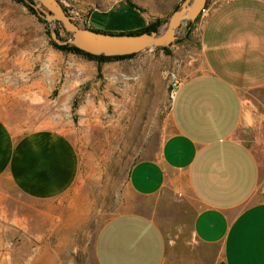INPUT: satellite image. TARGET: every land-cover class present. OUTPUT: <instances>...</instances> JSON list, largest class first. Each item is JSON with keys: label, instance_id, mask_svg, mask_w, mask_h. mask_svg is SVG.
<instances>
[{"label": "rangeland", "instance_id": "1", "mask_svg": "<svg viewBox=\"0 0 264 264\" xmlns=\"http://www.w3.org/2000/svg\"><path fill=\"white\" fill-rule=\"evenodd\" d=\"M80 26L129 34L148 21L163 32L184 0H58ZM206 12L165 49L99 62L52 45L51 30L19 0H0V119L17 137L36 130L63 134L79 160L72 187L56 199L28 197L0 181V264H98L95 244L112 217L146 212L129 173L158 156L172 131V104L182 81L202 69ZM149 211V209H148Z\"/></svg>", "mask_w": 264, "mask_h": 264}, {"label": "crops", "instance_id": "2", "mask_svg": "<svg viewBox=\"0 0 264 264\" xmlns=\"http://www.w3.org/2000/svg\"><path fill=\"white\" fill-rule=\"evenodd\" d=\"M200 47L202 69L175 92L171 133L129 173L151 205L102 226L98 264H264V0H219ZM78 173L63 134L17 137L0 119V181L49 200Z\"/></svg>", "mask_w": 264, "mask_h": 264}, {"label": "water", "instance_id": "3", "mask_svg": "<svg viewBox=\"0 0 264 264\" xmlns=\"http://www.w3.org/2000/svg\"><path fill=\"white\" fill-rule=\"evenodd\" d=\"M38 17L47 23L57 22L70 34L66 40L51 30V39L59 46L73 45L94 56L137 55L149 49L165 48L178 39V30L184 23L195 22L206 10L209 0H184L170 16L163 32H144L137 35L110 34L78 25L58 0H26Z\"/></svg>", "mask_w": 264, "mask_h": 264}, {"label": "trees", "instance_id": "4", "mask_svg": "<svg viewBox=\"0 0 264 264\" xmlns=\"http://www.w3.org/2000/svg\"><path fill=\"white\" fill-rule=\"evenodd\" d=\"M21 2H23L28 8L29 10L34 13L35 15H37L36 11L34 10L33 7L30 6V4L26 1V0H19ZM31 1V0H29ZM127 1V4L132 7V8H135L130 2L129 0H126ZM179 7H177L176 9H178ZM175 9V10H176ZM38 16V15H37ZM40 18V17H39ZM200 18V17H199ZM199 18L195 21V22H188V30H189V33L192 32V30L194 29V27L196 26L197 22L199 21ZM45 23H47L46 21H44ZM86 28L88 29H91V30H94V31H98V30H95L93 28H90L88 26H85ZM153 31H157L158 32V24L154 23V22H149L148 25H146L144 28L140 29V30H137L133 33H129L130 35H137V34H141V33H144V32H153ZM98 32H101V31H98ZM102 33H105V32H102ZM58 36L60 37V33H58ZM52 45L61 50V51H65V52H70V53H73V54H76V55H80V56H84L90 60H95V61H99V62H106V61H119V60H124V59H128V58H132L134 57L135 55H129V56H116V57H106V56H94V55H91V54H88V53H85L83 51H81L80 49L76 48L75 46L73 45H64V46H59L57 45L54 41H52ZM162 49H165V48H162Z\"/></svg>", "mask_w": 264, "mask_h": 264}, {"label": "built area", "instance_id": "5", "mask_svg": "<svg viewBox=\"0 0 264 264\" xmlns=\"http://www.w3.org/2000/svg\"><path fill=\"white\" fill-rule=\"evenodd\" d=\"M205 12H206V10H205L203 13H205ZM83 24H84V25H87V23H86L85 21H83ZM87 26H88V25H87Z\"/></svg>", "mask_w": 264, "mask_h": 264}, {"label": "flooded vegetation", "instance_id": "6", "mask_svg": "<svg viewBox=\"0 0 264 264\" xmlns=\"http://www.w3.org/2000/svg\"><path fill=\"white\" fill-rule=\"evenodd\" d=\"M66 10V9H65ZM67 11V10H66ZM67 13H68V11H67Z\"/></svg>", "mask_w": 264, "mask_h": 264}]
</instances>
